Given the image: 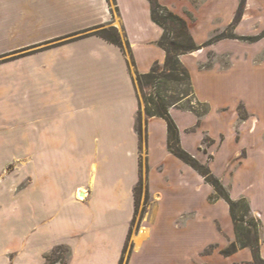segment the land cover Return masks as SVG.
<instances>
[{
	"label": "crops",
	"instance_id": "crops-1",
	"mask_svg": "<svg viewBox=\"0 0 264 264\" xmlns=\"http://www.w3.org/2000/svg\"><path fill=\"white\" fill-rule=\"evenodd\" d=\"M258 1H245L237 31L243 32L245 24L255 22L259 29L264 27V20H260L264 7ZM158 2L183 18L195 43L202 45L233 23L240 0ZM110 26L120 32L129 48L124 45L121 49L100 36L86 34L93 28ZM161 35L162 29L152 21L148 0H0V56L28 52L37 45L46 48V42L60 40L59 45L0 64V128L9 125L12 129L0 130V166L17 154L20 137L26 135V148H21L27 152L28 167L27 187L0 208V214H7L1 215L2 224L12 219L8 232L15 234L13 227L23 230V236H14L0 249L1 264L17 263L28 236L34 243L29 264H45L46 256L58 246L67 249V264H118L134 217L140 155L149 202L126 264L195 262L197 252L205 251L218 235L197 246L195 255L189 254L187 244L180 239L185 238L191 217L195 222L209 217L211 225L214 218L229 223L232 242L236 240L228 204L223 199L211 200L213 187L169 152L167 125L162 118L142 114L146 123L141 152L137 118L143 103L135 73L144 74L155 63L163 64L165 52L158 46ZM232 42L221 39L180 56L197 99L206 103L209 111L200 121L185 109L171 107L169 114L181 147L202 164L196 154L204 139L202 133L215 140L226 126L222 116V123L209 130V113L226 103L212 106L200 96L187 60H196L198 71L219 81L236 63L257 69L264 64L258 60L264 51L262 38L250 45L246 56L233 57L229 68L216 63L199 68L209 53L225 54ZM241 102L249 116L237 124L236 150L244 153L241 165L260 167L264 163V125L259 128V118ZM225 135L228 144L230 133ZM190 179L196 184L193 193ZM227 192L232 200L245 198L251 214L259 220V255L264 260L263 185L257 196L241 190L233 198ZM194 193L201 194L200 207ZM155 205L161 207L159 217L164 218L153 224L149 213ZM178 216L184 217L182 223ZM219 254L217 262L255 264L248 247L227 256ZM213 258L206 253L200 262L212 263Z\"/></svg>",
	"mask_w": 264,
	"mask_h": 264
},
{
	"label": "rangeland",
	"instance_id": "rangeland-1",
	"mask_svg": "<svg viewBox=\"0 0 264 264\" xmlns=\"http://www.w3.org/2000/svg\"><path fill=\"white\" fill-rule=\"evenodd\" d=\"M258 5L260 7H264V1L259 0ZM262 11L263 13L260 17V20H264V8H262ZM236 26L237 22L233 21V23H231V25L227 27V29H225V31L223 32L236 36H256L264 33V27L259 29L260 25L257 22L252 25L245 24L241 28L243 32L247 33L237 31ZM233 40L234 42H232V44L229 46V51L227 53L219 56L214 55L212 52L209 53L208 60L206 61L207 64H201L199 65V68L201 70H204V66L209 67L211 63L219 64V66L222 68H229L233 62V57L235 58L237 54H239L240 59L243 57V54L246 56V54L249 53L250 45L254 43L247 40ZM59 41L60 40H52L46 42L45 44H48V47L46 48L45 46L43 47V45H37L35 48L28 52L16 51L4 54L0 56V64L9 62L30 53L42 51L54 46L55 44L59 45ZM258 58L260 62L264 60V51L259 55ZM187 65L189 66V69L192 73L195 88L199 91L200 96H202L212 106L226 103V105L216 108V111L218 113H222L223 115H215V109H212L213 112L210 111L208 116V128L209 130L214 131L215 128L222 123V116H224L226 126L223 129L219 130V136H217L215 140H212L205 132H203L202 136L204 139L202 143L201 141L199 142L196 149V154L199 156L200 160L203 163L211 167L214 174L218 176V178L221 180V182L230 192L233 198H237L240 195L241 190L257 196L259 194V190L261 189V185H263L264 187V163L260 167H254L253 163L241 165V158L242 156H244V153L236 150V132L238 131L237 124L241 122L242 119H246L249 116V112L245 104L241 102V100L247 103L251 112L254 113L257 118H259V128L264 125V64L262 66H259V68L257 69L256 67L251 68L246 65L242 66L236 63L234 64V67L230 72H223L221 81L217 80L216 78L214 79L213 76L210 77L209 75L202 73V71H198L197 61L194 59H188ZM179 89L183 90L185 88H181L180 86ZM151 90L152 87L150 86H146L143 91H140V89H138L141 100L142 92L147 95L151 92ZM143 108L144 103L141 107L144 116ZM10 127L11 126L9 125H4L0 128V130L11 131L12 129ZM227 132L230 133V141H228V144L225 135L228 134ZM220 135H222L223 137L220 138ZM20 138L21 141H19V145H17V154L6 158L5 162L0 166V208H2L5 203L9 204L13 196H16L27 187V152L26 150H22L21 148L22 145H24V147L26 148V135ZM189 181L191 185L190 190L191 193H193V187L196 186V184L193 179H190ZM199 190L200 189H198V191ZM194 197L196 199V205L199 204L200 207L201 194H195ZM143 200L144 195L141 196V201L139 200V214L136 219V223L134 224L131 240L127 247V252L125 253L123 264L126 263L127 255L131 250V243H133V236L135 234L136 228L140 225L139 218ZM160 212L161 207H159V205H155L149 213L151 214L150 217L153 224H155L159 218H164L159 217L161 214ZM2 214H0L1 218L3 217L1 216ZM178 217L179 220H181L180 222L182 223L184 217ZM178 217L175 218L178 219ZM191 219L192 221L190 223V228H188V232L184 234L185 238L180 239V241H183L185 244H187V247H185V249L186 251H189V254L195 255L197 246H200V244H203L204 242L208 241L209 239H213L218 235L217 239H214L211 241V243H209L210 246L207 244L208 246L206 247L205 251L201 249L199 252H197L198 254L195 257V262H193L194 264H238L236 262L221 263L215 260V258H218L219 256L221 258V255L219 254L220 251L229 247L234 239L233 234L231 233L232 231L230 230L229 223L225 224L224 222L219 221V218H214L212 220V225L209 217L205 219L202 218L200 219L201 221L198 220L197 222L193 221V217H191ZM2 221L5 222L4 220ZM2 221L0 220V231H2L0 232V249L5 248V246L8 245L9 242L14 238V236H23V230H19L15 227H13V229H15L13 231L15 232V234L8 232L10 225L13 226L12 219H10L6 224H2ZM27 240L29 241H27L26 243V249L23 255L18 258L17 263L15 264H29V262L33 261V239L28 236ZM53 252L54 253L52 255L55 258L65 256V254H63V252L59 249L56 250L55 248ZM206 253H211L212 255H214L212 263L200 262V259ZM199 255L202 257H198ZM45 264H47V261H45Z\"/></svg>",
	"mask_w": 264,
	"mask_h": 264
},
{
	"label": "trees",
	"instance_id": "trees-1",
	"mask_svg": "<svg viewBox=\"0 0 264 264\" xmlns=\"http://www.w3.org/2000/svg\"><path fill=\"white\" fill-rule=\"evenodd\" d=\"M148 1L150 3L152 21L162 29V35L158 41V46L164 50L165 59L162 65L155 63L147 73H135L137 89L143 91L146 86L152 87L151 92L147 95L142 92L144 115L147 118L159 117L166 122L168 133L167 148L169 152L193 168L203 177L207 184L213 187L215 194L211 200L223 199L228 204L236 240L232 242L229 247L221 250L220 253L227 256L236 252L238 249L248 247L252 251L253 262L255 264H264V260L259 255L260 222L251 214L247 200L245 198L232 200L219 178L210 170L209 166L200 163L194 156L181 147L178 129L169 114V108L171 107L185 109L193 112L197 116L198 121H200V119L209 111V106L197 99L192 87L189 71L180 60L181 55L192 53L221 39H237L256 42L264 37V33L256 36H236L222 32L215 34L204 44L198 45L191 36L187 23L183 18L174 14L167 7L161 5L158 0ZM245 1L246 0H240L234 20L235 22L239 20L243 13ZM86 34L100 36L104 40L120 47L121 49H124V45L129 48L127 41H123L120 32L113 26L107 28L96 27ZM180 86L185 89H179ZM142 114L143 112L141 108H139L137 132L141 140V152L142 142L145 139L143 122L146 123V120L143 121L142 119ZM142 166L143 159L142 155H140L141 177L134 189V217L131 222V230L123 247L122 256L118 264H123L125 253L127 252V247L130 243V233L139 214V200L141 201L142 195H144V200L142 209L140 210V222L147 211L146 207L149 202V195L144 189L145 183L142 175ZM58 249L61 250L65 256L55 258L52 255L54 253L52 251L46 256L47 264H67V249L62 246L56 247V250ZM130 253L131 250L128 253L127 258Z\"/></svg>",
	"mask_w": 264,
	"mask_h": 264
}]
</instances>
